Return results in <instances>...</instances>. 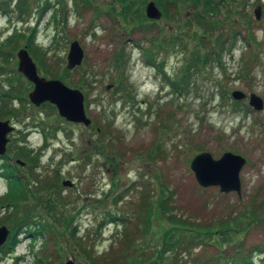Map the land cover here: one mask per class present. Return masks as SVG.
Segmentation results:
<instances>
[{"label":"rangeland","instance_id":"1","mask_svg":"<svg viewBox=\"0 0 264 264\" xmlns=\"http://www.w3.org/2000/svg\"><path fill=\"white\" fill-rule=\"evenodd\" d=\"M138 1L144 11L152 0ZM259 1L210 4L213 14L207 17L221 23L212 27L201 7L177 0L146 31L135 26L134 16L123 17L121 0H26L22 15L20 0H0L10 9V14L0 10V113H19L6 115L18 130L10 136L11 158L0 159V203L9 201L5 197L11 190L2 174H15L24 182L37 224L21 230L27 232L18 235L21 242L12 253L0 251V264H44L45 258V264H94V259L143 264L161 247L171 226L168 215L186 223V237L201 233V242L186 240L180 247L179 264H210L217 252L226 261L247 255L253 264H264V109L251 107L248 98L236 106L231 95L241 90L264 99V7L261 19L255 15ZM244 12L251 16L248 28ZM236 31L246 41L227 46L222 62L213 57L202 62ZM17 34L15 45L7 44ZM29 39L38 52L30 51ZM75 40L84 58L70 69ZM23 48L40 76L84 93L91 124L68 120L50 101L36 105L30 100L34 83L18 69ZM146 48L166 75L147 62ZM117 55L125 61L123 76L115 67ZM165 76L179 79V90ZM22 147L29 152L20 153ZM203 151L215 158L231 151L247 159L240 172L241 195L198 183L190 164ZM64 180L74 184L64 185ZM162 188L163 213L157 204ZM9 205L10 215L24 216L17 203ZM253 213L262 219L254 220ZM66 216L72 217L76 236L63 225ZM46 222L52 227L43 233ZM18 254L24 258L18 260Z\"/></svg>","mask_w":264,"mask_h":264},{"label":"trees","instance_id":"2","mask_svg":"<svg viewBox=\"0 0 264 264\" xmlns=\"http://www.w3.org/2000/svg\"><path fill=\"white\" fill-rule=\"evenodd\" d=\"M121 1L124 2V5L120 6V8L123 7V11L121 14L127 20H128V18H131V16L132 17L134 16L133 19L136 20L135 26L139 25L138 26L139 29L148 31L151 29V27L154 26L153 25L154 23H157V20H151L150 18L147 17L146 12H144L145 10L143 11V10L138 8L140 6V3L138 0H121ZM185 1H192V3L194 4L195 7H201L200 8V9H202L201 12L204 13V18L208 19L207 23L209 21V23H208L209 26L212 25V27L213 26L217 27L219 24H221V23H217L214 21V23L216 24V25H214L213 22H211L210 19L207 17L208 15L206 13L213 14L212 10H207V8L210 6V4L212 5L213 0H185ZM227 1L228 0H222L220 2L225 4V3H227ZM145 2L146 1L142 2V0H141V3L145 4ZM155 2L158 6L161 7V10L165 13V15H167V9H168L169 5H171L173 3L175 4L177 2V0H170L167 2L163 1V0H156ZM24 3H26V0H20V6H19V9H21L20 15H22L24 13L23 12L25 10ZM6 5H9V4H7V2H5L2 6H0V10H2V12H4V14H10V9L8 8V6L6 7ZM118 15H120V14H118ZM245 15L246 14H244V16ZM198 18H200V17H198ZM201 19H202V17L200 18V20ZM240 35H241L240 32L236 31L233 34H231V38H232L231 41L229 39L222 40L218 46V50L212 49V51L209 53L210 56H207L205 59L202 60V62L206 63V62H209L213 59H214V61L218 60L219 62H222L221 61V53L227 49V46H229V49H231L237 43L238 40H241L242 38ZM17 36H18V34L8 38L7 44L14 46L15 42H16L15 38H17ZM243 39L246 41V38H243ZM228 43H229V45H228ZM27 45H28L30 51H33L34 53L39 51V46L34 44L33 40L29 39ZM3 46H5V45H3ZM5 55L8 56L6 51H5ZM144 55L146 57L147 62L150 65L157 66L154 55L152 54V51L150 48H146L144 50ZM117 56L118 57L116 58V60L114 62L115 67L119 70V72H120L119 74H121V76H123L124 72H125V61L119 60V59H122V57H121L122 55L121 56L117 55ZM209 57H213V58L211 60H209L208 59ZM39 59H41V58H39ZM193 59L197 60L198 58H193ZM195 65H196L195 63H190L191 68L193 66L195 67ZM158 66H159L160 71H163V68H162L163 64L158 65ZM184 76H185L184 81L186 83H188L190 81V77H191L190 76V68L187 69V73H185ZM165 77L170 81V84L175 89L177 88V90H179L178 85L181 82V81H179V79L172 81L167 76H165ZM238 104H239V102L235 101V105L237 106ZM12 112L19 114L16 111H12ZM29 150L30 149H27L26 147L19 148L20 153L29 152ZM32 160H33V158H32ZM3 175L6 176L8 183H9V186L11 188V191L8 194L7 198L9 199L10 202H13V204L17 203V205H14L15 209L20 210L24 215L23 217H19V216L17 217V214L14 213L13 215L8 217L9 222L11 221V223L13 224L12 225L13 226V234H11V236L9 237V240H8L10 243V250H9V248L6 251L4 250V254H8V253H12L14 251L15 247L17 246V244H19L21 242V239L18 238V235L21 232H23L21 230L23 228H26L27 226H30V225L35 224V223L32 221V218H31V216H32L31 213L34 211L33 207L27 205V203L29 202L28 201V192L26 191V188L24 186V182H22L21 179L13 176L12 173H10V172L3 173ZM164 190L165 189H163V188L161 189V195H160L159 200L157 201V204H160V205H158V207L160 208L162 213L165 212V207H164L165 205H162V204H165V202H166V194H165V197L163 195ZM9 201H7V202H9ZM20 201H22V203L24 202V205H19L18 203ZM11 206H13V205H11ZM52 209H54V207L51 208L50 210H52ZM150 210L151 209H149V212H150ZM148 213L145 215V225L143 227H145L148 224V218L146 217L148 215ZM50 216L52 218H54V220H55L56 216L54 214H51ZM253 217H254V220H258V222H259V220L262 219V217H256L255 214ZM167 218L171 221V226H170L171 229L169 228L168 230L164 231V234L161 237V239H162L161 247L154 251L153 255L149 257L150 259L142 260L143 264H179L180 258H179L178 250L180 249V247L185 246L186 240L187 241L191 240L194 242H201V239H200L201 233L200 232H194L192 234L193 239H190V238L185 236L186 235L185 233L188 230L183 228V226L186 225V223L184 221H182L181 219L176 220L170 215H168ZM63 220H64L63 225H65L67 228L71 229L70 226L72 224V217L66 216V217H63ZM103 223H104V221L101 222V224H103ZM35 225H37V224H35ZM42 227H43L42 228L43 233H45V232L47 233L48 231L51 230L50 227H52V225L49 222H46V223L42 224ZM247 229H248V227L244 231H247ZM141 230H142V228H141ZM225 231L226 230H224L223 232H225ZM40 234H42V233H40ZM71 234H72V236H76L75 232L72 231V229H71ZM164 237H167V239H164ZM76 241H78V240H76ZM242 244L237 243V246L238 245L241 246ZM6 245H8V242ZM244 248H245V250H248L247 247L244 246ZM224 249L222 248L220 250L224 251ZM260 252L261 253L264 252V247L260 249ZM262 254L264 256V253H262ZM45 260H46V262L43 260L44 264L47 263V258H45ZM147 260H151V261L146 262ZM208 260H209L210 264H253L252 256L235 255V259H233L232 261H226V259L224 258V255H222L221 252H217V254H214V257H212V259H208ZM94 264H103V263H102L101 259H94ZM138 264H140V263H138Z\"/></svg>","mask_w":264,"mask_h":264},{"label":"water","instance_id":"3","mask_svg":"<svg viewBox=\"0 0 264 264\" xmlns=\"http://www.w3.org/2000/svg\"><path fill=\"white\" fill-rule=\"evenodd\" d=\"M256 17L261 19V6L255 10ZM146 15L151 19H160L162 11L154 1L148 2ZM71 50L68 55V68L80 65L84 58V50L79 41L71 43ZM19 71L22 72L31 82L35 84L30 92V100L36 105L44 101H50L57 105L59 114L74 122H83L85 125L92 123L87 116L84 108V93L77 88H71L59 79H47L40 76L37 71L36 63L33 61L28 50L23 48L18 53ZM233 97L241 100L247 97V93L241 90L233 91ZM250 105L256 110L264 109V99L258 94L250 93ZM10 120H0V155L6 153L7 143L10 138L8 134L14 130ZM21 162V160H18ZM247 163V159L240 154L230 151L223 153L220 158H215L210 151H203L197 154L191 161L193 170L198 183L202 187L219 186L221 192L229 193L232 191L241 195L242 182L240 172ZM64 185L72 186L71 180H64ZM10 229L3 225L0 227V247L6 242ZM65 264H76L73 260H68ZM82 264V263H79Z\"/></svg>","mask_w":264,"mask_h":264},{"label":"flooded vegetation","instance_id":"4","mask_svg":"<svg viewBox=\"0 0 264 264\" xmlns=\"http://www.w3.org/2000/svg\"><path fill=\"white\" fill-rule=\"evenodd\" d=\"M229 1V0H228ZM218 2H220V0H213V3H212V5H213V7L215 6V4L217 3L218 4ZM216 4V5H217ZM260 5V4H259ZM262 6V10H263V5H261ZM263 12V11H262ZM244 14H248V12H244ZM248 24H249V21H248V16L247 15H245V18H244V27L245 28H248ZM8 113V112H7ZM7 113H0V120H6V119H9V118H6V115H7ZM12 124H14L13 122H12ZM18 130V128H16L13 132H15V131H17ZM13 132H11L10 134H9V136H11V134L13 133ZM11 139V138H10ZM11 141V140H10ZM9 144H10V142L8 143V147H9ZM18 151H19V148H18ZM10 152H8V150H7V153L4 155V156H2V158L4 157V158H6V157H8V158H11V157H9L10 155ZM1 158V159H2ZM19 160V158H17V162L18 163H21V165H26V161H24L25 162V164L24 163H22V162H19L18 161ZM29 161H31V160H29ZM32 163H34L33 162V160H32ZM13 175H15V174H13ZM12 202H5V203H0V220H4L2 223H0V226L1 225H7L9 228H11V226H9L8 225V223L7 222H9V216H11L10 215V213H8V212H6V209H7V205L8 204H11ZM19 205H24V202L22 203V201H20L19 203H18ZM6 205V206H5ZM14 205V204H13ZM10 206V205H9ZM13 206H10V208H12ZM2 209V210H1ZM9 214V215H8ZM11 230V229H10ZM4 248H3V246L0 248V251L1 250H3Z\"/></svg>","mask_w":264,"mask_h":264}]
</instances>
